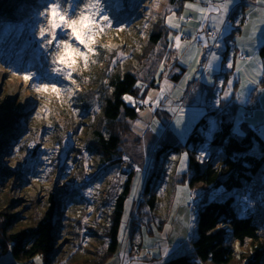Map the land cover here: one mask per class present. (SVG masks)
Here are the masks:
<instances>
[{
	"label": "rangeland",
	"instance_id": "obj_1",
	"mask_svg": "<svg viewBox=\"0 0 264 264\" xmlns=\"http://www.w3.org/2000/svg\"><path fill=\"white\" fill-rule=\"evenodd\" d=\"M13 1L8 24L5 25L7 20H4L7 18H2L0 25V121L3 123L5 117H8L6 126L10 127V135L14 138L10 142L11 146H6L2 158V168L7 172L0 174V213L10 209L11 214L17 216L13 227L20 222L25 226L35 225L50 196L54 203H61L63 195L70 193L72 196L69 198L75 203H66L73 208L66 214L70 216L80 204L86 215L80 214L79 227L75 226L77 221L72 217L68 225L71 224L75 232L81 229V234L71 237L70 231L67 234L64 232L69 229L63 226L66 220L56 219V231L57 226L61 227L55 236V249L61 251L58 256L62 260L70 257L75 248L78 257L93 256L106 248L108 239L103 238L107 235L102 226L107 222L116 194L131 174L133 179L129 195L124 200L118 248L103 264H159L171 256L190 253L192 246L188 239L195 236L196 223L194 210L188 205L194 196L191 189L181 181L188 168V154L183 162L181 157L185 152L163 155L154 162L150 152H153L156 148L154 146L168 128L178 141L184 142L194 123L208 110L217 108L223 100L230 99L240 105L235 109L236 118L233 117V122L237 125L238 121L245 118L264 138V75H260L264 71V56L259 51L264 44V3L259 0H236L226 17L224 31L216 41L219 47L208 50L216 52L218 60L213 62L209 71H205L202 65L207 59L204 56H199L201 63L197 64L191 58L199 55L195 49L191 53L184 52L185 41L191 40L199 28L200 15L195 8L186 9L185 4L191 3L198 7H207V4L201 0H191L176 10L171 7L169 0H135L140 4L131 10V14L124 12L125 20L117 21L114 11L122 8V0H100L103 13L109 16L111 25L105 26L102 32L93 36L92 46L95 51L88 54L87 61L69 52V57L76 60L74 67L78 75H85L80 79L73 77L76 83L72 84L53 71L54 68L62 67L53 61L63 46L47 45L45 38L39 34L41 27L48 28L47 5L50 2L59 3L60 0H42L35 4L30 13L20 17L18 14L22 10L33 7L31 1ZM69 3L70 0L61 4V11L68 8ZM93 3L94 0H83L82 4L77 5L73 18L85 11L86 5ZM173 11V20L180 25L179 29L171 28L165 19L172 16ZM181 15L192 16L193 20L180 21ZM29 18L31 21L19 25ZM158 21L161 29L165 27L166 35L156 48L151 47L149 38L153 30H158ZM125 24V29L119 28ZM238 25L240 32L229 38L228 51L223 59V51L227 48L226 37ZM256 25L260 26V31L253 44L247 40V36ZM185 32L187 35H182L181 39L182 49L178 51L174 39L169 40V35L174 37ZM46 35L51 38L50 34ZM60 39H69L73 47L86 51L68 35ZM169 42L172 48L168 47ZM164 51L163 71L157 75L160 70L157 53L163 54ZM249 56L254 59L250 61ZM173 61L177 64L172 65ZM153 63L157 66L150 67ZM229 63L233 67L229 68ZM126 66L139 77L138 87L140 92L146 90L144 101L148 100L149 103L138 108L137 119L131 129L132 136L122 146L128 157L123 155L118 168L101 166L99 156L89 147L93 129H101L105 123L104 118H100V90L106 85L110 74L115 71L119 73ZM180 67H184L183 71ZM175 73H181L178 80L170 78ZM25 74H30L32 79L26 82L23 79ZM53 75L59 79L55 80ZM189 75L190 79L185 80ZM153 78L157 80L156 85L146 89ZM253 78L258 79L257 84L248 83ZM229 81L232 82L230 86ZM44 83H56L63 90L59 95L51 91L37 92L35 86ZM75 87L87 89L82 94L76 92ZM68 88L73 91L71 96ZM225 92L229 95L225 96ZM251 99L258 100V106H253ZM84 100L91 101L88 109L79 108V105L74 107V103L80 104ZM127 102L134 104L133 100ZM180 109L183 111H177ZM177 118L182 119L179 127L175 123ZM27 121L28 129L25 127ZM215 122L214 118L209 120L211 129L216 127ZM36 130L40 131L37 135ZM22 137L25 138L28 164L24 160L22 162L20 151L15 149ZM153 163V168L161 175L157 178L158 175L154 176L153 173L150 183V189L157 194L156 209L149 211L148 207L142 208V204L139 214L137 203L141 199L145 170ZM73 184L74 188H71ZM51 193L58 195L53 196ZM59 203L56 214L63 211V216L66 210ZM98 224L101 225L98 232L87 228ZM28 261L43 264L40 255ZM51 262L57 264L56 260L52 259Z\"/></svg>",
	"mask_w": 264,
	"mask_h": 264
},
{
	"label": "trees",
	"instance_id": "obj_2",
	"mask_svg": "<svg viewBox=\"0 0 264 264\" xmlns=\"http://www.w3.org/2000/svg\"><path fill=\"white\" fill-rule=\"evenodd\" d=\"M29 1L33 7L29 6L30 8L22 10L18 17L30 13L37 4L42 2V0L35 1L37 3H34V0ZM187 1L191 0H169V4L177 10L182 8ZM11 4L12 0H0V25L2 18H7L4 20H7L5 25L8 24V17L11 16ZM122 4L124 6L122 5L121 9L114 11L117 21L125 20V13L131 14V10L140 3L135 0H122ZM228 17L230 18V15ZM29 21L31 18L19 25ZM114 24L116 23L114 22ZM158 25V30H153L149 38L151 47L157 48L159 42L163 41L164 35H166L165 27L161 29L159 21ZM126 26L125 24L119 28L125 29ZM239 32L238 25L226 37L227 48L223 51V59L226 58L229 38ZM162 45L164 46V43ZM165 51L163 54L157 53L159 65L162 58L164 59ZM259 51L264 56V44L260 46ZM176 64L175 61L172 62V65ZM156 66L154 63L150 65V67ZM180 68L183 71L184 67ZM180 75L181 73H175L170 78L178 80ZM82 76L85 77L83 73L78 75V71L73 73V77L80 79ZM52 78L59 79L55 75ZM138 82L139 77L135 71L126 66L121 72L115 71L112 75L110 74L106 85L100 90V118H104L105 123L101 129H93L92 142L89 147L99 156L98 160L101 162V166L118 168L123 155L128 157L122 146L132 136L131 129H133L134 120L137 119L138 108L145 107V103L142 101H144L146 90L140 92ZM156 82L157 80L153 78L145 88L156 85ZM86 89V87H75V91L83 92L82 94ZM126 95L133 98L132 103L134 104L123 99ZM251 102L253 106H258V100ZM81 103H74V107L79 105V108L88 109L91 105L89 100H84ZM238 105L233 99L223 100L217 108L208 110L194 123V127L184 142L178 141L168 128L154 146L156 148L150 152L154 162L163 155L187 153L188 168L183 173L181 181L191 189L194 197L202 198L193 212L196 231L195 236L188 239L192 246L190 253L171 256L159 264H264V138L255 126L248 123L244 115L242 117L244 119L238 121L237 125L233 122L235 120L233 117L236 118L235 109ZM212 118L216 121V127L213 129L210 128L211 123H209ZM8 121L7 116L3 123L0 121V174L7 172L2 168L3 153L6 146H11L10 142L14 139L10 135V127L6 126ZM65 124L67 125V122ZM28 126L29 122L27 121L25 127L28 129ZM34 126L38 129V126ZM39 132L36 130L35 135ZM24 141L23 137L19 139L15 149L20 151L22 162L23 160L27 162L29 156L25 154ZM201 153L204 154L203 159H197ZM153 167L154 163L145 170L141 199L137 203L139 214H141L140 205L142 204V208L148 207L149 211L153 212L156 209L157 194L155 190L150 189V183L153 173L154 176L158 175L157 178H160L161 175ZM147 172H149L148 175ZM132 179L133 176L129 174L115 196L112 210L105 222L106 226L104 224L102 226L106 229L107 235L103 238L108 239L103 252L100 250L93 256L78 257L77 248H75L71 251L70 257L67 256L64 260L59 258L58 254L61 251L55 249V236L58 235L61 226H57L58 230L56 231V219L66 220V225L63 224V226L69 227V229L64 232L67 234V231H70L69 235L73 237V235H80L81 229L75 232L72 225H68L70 218L77 221L75 226L79 227L80 214L86 215L84 207L80 204L74 212L70 213V216L66 214L73 210L66 203H75L69 198L72 196L69 193L66 196L62 194L63 202L61 203H54L53 197L50 196L41 218L35 225L25 226L20 222L13 227L12 224L17 216L12 215L9 208L3 214L0 213V264H18L21 261L25 264L36 255L42 256L43 264H51L50 260L52 259L56 260L57 264H103L118 248L123 226L124 200L129 195ZM71 188H74V184ZM58 203L60 206L63 204V209L66 210L63 216V211L56 214ZM138 220L134 223L133 229ZM100 227V224L87 226L89 230L96 232ZM72 255L75 257H71Z\"/></svg>",
	"mask_w": 264,
	"mask_h": 264
},
{
	"label": "snow or ice",
	"instance_id": "obj_3",
	"mask_svg": "<svg viewBox=\"0 0 264 264\" xmlns=\"http://www.w3.org/2000/svg\"><path fill=\"white\" fill-rule=\"evenodd\" d=\"M69 2V0H60L59 3L50 2L47 5V13H48V28L41 27L39 30V34L42 38H45L47 45H62L63 48L60 52L55 54L54 63L62 66L54 68L53 71L61 76L65 80H70L72 84H75L76 81L73 79V73L77 71L74 67L76 64V60L74 58L69 57V52L73 53L75 56L83 58L85 61L88 60L89 53H93L95 49L93 48L94 40L93 36L99 32H102L105 26L111 25V20L109 16L103 13L102 5L100 0H94V3L91 5L85 6V11H81L78 16L73 18L77 5L83 3V0H70L69 7L61 11V4ZM202 3L207 4V7H198L197 5H193L191 3H186V9H193L200 14L198 17L199 28L196 30V34L192 36L191 40H186L184 48V52L191 53L193 49L199 55L192 56V59H195L197 64H200L201 61L199 56H204L207 59L206 63H203V67L205 71H209L213 62L218 60V55L216 52H209L208 50L211 48H217L219 45L216 43L218 37L222 35L224 31V26L226 25V17L231 9V7L236 3V0H216V2L211 3L210 0H201ZM259 2L264 3V0H259ZM251 6V5H250ZM90 9V11H88ZM43 15V13H41ZM175 15L173 11L172 16H167L165 19L169 26L174 29H179L180 25L175 23L173 20V16ZM251 14L249 13V16ZM246 16V20H247ZM188 19L186 15H181L179 17L180 21H185ZM147 26V25H145ZM67 30V32L65 31ZM260 26L256 25L252 28L251 33L247 36V40L255 43V36L259 33ZM46 34H50L51 38H47ZM68 35L70 39L78 42L79 45H82L86 51H81L80 47H73V44L69 42V39H60V37ZM182 35H187V32L177 34L174 37L169 35V40L175 41V48L180 51L182 49L181 39ZM169 48H172L173 45L169 42ZM182 52L181 54H184ZM254 59L253 56H249V60ZM229 68L233 67L232 63L227 65ZM164 61L160 62V70L157 75H159L163 71ZM264 67V65H262ZM237 70L238 67H237ZM260 75H264V71L260 73ZM23 79L27 82L32 79L30 74H25ZM190 79V75L185 77V80ZM231 81H229V86L231 85ZM251 84H257L258 79L253 78L248 81ZM139 86V83H138ZM35 90L37 92L40 91H51L59 95L62 92V88L58 87L56 83H44L39 86H35ZM67 91L71 96L73 91L71 88H68ZM229 93L225 92V96H228ZM126 101H132L133 98L129 96L123 97ZM142 103L148 104L149 101L145 100ZM182 112L183 110H177ZM177 127L182 124V119L177 118L175 121ZM203 153L197 157V159H203ZM187 153L182 154L181 162L186 159ZM127 159V157H125ZM176 159V157H173ZM139 171V169H137ZM189 199L191 197L189 196ZM165 253H167V248L164 249ZM38 259V258H37Z\"/></svg>",
	"mask_w": 264,
	"mask_h": 264
},
{
	"label": "built area",
	"instance_id": "obj_4",
	"mask_svg": "<svg viewBox=\"0 0 264 264\" xmlns=\"http://www.w3.org/2000/svg\"><path fill=\"white\" fill-rule=\"evenodd\" d=\"M189 20H193L192 16L188 17ZM185 37V35H184ZM125 156V155H124ZM127 162V161H126ZM202 201L201 197H194L191 201V203L188 205L189 208L193 211L196 209V207L198 206V204ZM26 264H33L32 261H28Z\"/></svg>",
	"mask_w": 264,
	"mask_h": 264
},
{
	"label": "bare ground",
	"instance_id": "obj_5",
	"mask_svg": "<svg viewBox=\"0 0 264 264\" xmlns=\"http://www.w3.org/2000/svg\"><path fill=\"white\" fill-rule=\"evenodd\" d=\"M188 241V240H187Z\"/></svg>",
	"mask_w": 264,
	"mask_h": 264
}]
</instances>
